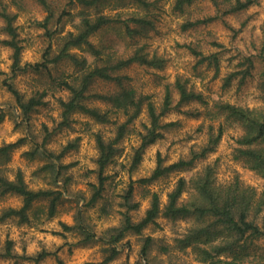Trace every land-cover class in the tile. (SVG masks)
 Wrapping results in <instances>:
<instances>
[{
    "label": "clouds",
    "instance_id": "9594fccd",
    "mask_svg": "<svg viewBox=\"0 0 264 264\" xmlns=\"http://www.w3.org/2000/svg\"><path fill=\"white\" fill-rule=\"evenodd\" d=\"M262 126L264 0H0V264H264Z\"/></svg>",
    "mask_w": 264,
    "mask_h": 264
},
{
    "label": "trees",
    "instance_id": "16d2710c",
    "mask_svg": "<svg viewBox=\"0 0 264 264\" xmlns=\"http://www.w3.org/2000/svg\"><path fill=\"white\" fill-rule=\"evenodd\" d=\"M86 3H94L95 0H85ZM182 3V0H177V7H180ZM9 31H11V28H9ZM131 34V33H130ZM83 39V38H82ZM51 51V49H49V52ZM214 60L216 59L215 57L213 58ZM218 63V61H217ZM103 79H106V80H110L112 79L111 76H108L107 74H104L103 76ZM118 79V77H117ZM85 83V86H87L88 84V81L85 80L84 81ZM67 86V85H65ZM181 93H182V101H187L188 103L191 102V100L194 98L195 94H189L187 92L184 91L183 87H181ZM85 95H87V93H85ZM133 97H134V92L133 91H128L127 93L124 94L123 97H119L116 101V103L118 105H121V104H125L127 103L128 101L130 100H133ZM81 99V96L80 95H77L76 99L70 104V105H66L65 108L67 109V113H71L72 111H74L76 108H77V101H79ZM171 102V97H167L166 98V103L170 104ZM38 101H32L31 104L25 108V111L26 112H31L33 110L32 108V105H35L37 104ZM81 110L85 113V114H91L93 116H97L98 115V112L97 111H94V110H90V109H87V108H81ZM67 113H66V120H65V124L61 125V126H67ZM100 120L101 121H104L106 122L105 118L103 117H100ZM130 123V121H129ZM157 124V121L155 120L154 118V126H156ZM167 127V126H165ZM127 132V126L126 125H122L119 129V136H118V140H122L124 137H125V134ZM223 130L220 131L219 133V136L216 138V146L218 145L222 135H223ZM262 134H264V126H262ZM161 138V137H159ZM154 142V141H153ZM98 143L101 144V147H102V150L106 152V154L102 157L101 159V165L102 167L104 165H106L107 163L109 162H113V156L117 153V150L115 148H113L111 145H109L106 149L103 148V145H102V141L98 138ZM215 150V149H214ZM207 156V153H205V157ZM142 159V153L141 152H137L135 157H134V165H133V169H135L140 161ZM178 167V166H177ZM167 171V169L163 170V171H158L156 176L157 178H159L161 175H164ZM140 183H146L145 181H141ZM103 185H104V181L103 179H101V191L100 192H97V195L100 196L102 194V190H103ZM181 185H183V181H181ZM22 191V189H19ZM132 197V191H131V186H130V191L128 192L127 194V198L128 199H131ZM32 200H33V197H29L28 198V204L31 205L32 203ZM138 207V206H136ZM57 211V206H56V201H52V205H51V208L49 209V213L50 214H55ZM158 211V207L155 208L154 212L153 213H150V217L155 215V213ZM168 211L170 213H173V214H176V213H183L185 211V209H182V208H177L175 205H173L171 208L168 209ZM226 215V213H225ZM230 222V221H229ZM145 225H140V226H137L135 229H133L134 231L136 232H140L141 231V228L144 227ZM150 243V240L146 241L145 243V249L147 248V244ZM10 247V245H9ZM118 254L115 252V249H113L112 251V258H115ZM105 264H107V262H105Z\"/></svg>",
    "mask_w": 264,
    "mask_h": 264
},
{
    "label": "rangeland",
    "instance_id": "374dc122",
    "mask_svg": "<svg viewBox=\"0 0 264 264\" xmlns=\"http://www.w3.org/2000/svg\"><path fill=\"white\" fill-rule=\"evenodd\" d=\"M98 86V85H97ZM88 95V94H87ZM189 105L191 104V102L190 103H188ZM61 127H63V126H61ZM65 127V126H64ZM167 127H170V126H167ZM200 132L201 133H203L204 132V129L203 128H201L200 129ZM223 136H224V133H223V135H222V137H221V139H220V141H219V143H218V145L216 146V148H215V150L214 151H217V150H219V146H220V144L222 143V139H223ZM164 137H161L160 139H163ZM77 143H79V142H77ZM78 150V149H77ZM143 158V157H142ZM206 158V157H205ZM142 160V159H141ZM114 162V161H113ZM141 162V161H140ZM140 164V163H139ZM139 166V165H138ZM138 166L135 168V169H133V171H135V170H137V168H138ZM41 209H43V205H41ZM58 210V209H57ZM128 247L129 248H131V244H129L128 245ZM147 249V248H146ZM146 249H145V251H146ZM117 257V256H116ZM115 257V258H116Z\"/></svg>",
    "mask_w": 264,
    "mask_h": 264
}]
</instances>
